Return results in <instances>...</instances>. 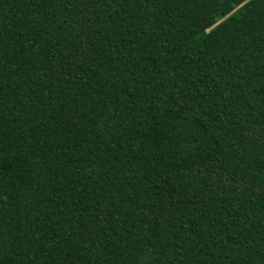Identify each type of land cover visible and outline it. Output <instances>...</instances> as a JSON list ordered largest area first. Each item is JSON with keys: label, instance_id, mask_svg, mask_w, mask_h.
Here are the masks:
<instances>
[{"label": "trees", "instance_id": "1", "mask_svg": "<svg viewBox=\"0 0 264 264\" xmlns=\"http://www.w3.org/2000/svg\"><path fill=\"white\" fill-rule=\"evenodd\" d=\"M0 264H264V0H0Z\"/></svg>", "mask_w": 264, "mask_h": 264}]
</instances>
